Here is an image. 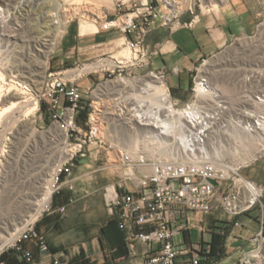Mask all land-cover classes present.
Masks as SVG:
<instances>
[{
    "label": "built area",
    "instance_id": "1",
    "mask_svg": "<svg viewBox=\"0 0 264 264\" xmlns=\"http://www.w3.org/2000/svg\"><path fill=\"white\" fill-rule=\"evenodd\" d=\"M183 1L112 0L114 14L92 6L76 13L79 23L84 18L94 22L99 31L121 32L123 37L118 53L124 54L115 56L118 54L115 53L64 71L50 72L44 80L38 96L39 108L44 106L50 113L52 126H57L65 134L67 149L78 146L66 160L54 167L51 200L61 191L63 184L73 189L70 177L74 160L86 157L92 146L99 147L106 151L108 163L120 169V184L107 185L104 199L109 214L118 219L120 229L126 234L128 259L137 264H219L208 256L209 246H203L202 239L195 242L191 237H185L191 228L181 225L180 221L190 218L185 214H208L218 209L236 220L257 209L259 230L251 237L252 248L242 255L239 264H264V186L244 177L239 168L228 162L211 159L207 153L213 131L225 132L233 126L249 135L263 133L264 112L257 107L264 105V89L249 99L250 105L231 119V105L222 94L212 92L209 78L203 73L208 61L204 60L195 70L192 98L184 106L174 102L166 75L154 70H148L147 74L158 79L166 91L161 97L164 109H147L146 106L132 104L127 93L105 96L118 118L132 115L142 126L151 123L156 129L160 126V130L175 131L176 136L172 140L175 150L170 160L149 158L145 151L134 156L110 141L106 135V115L100 112L93 117L97 113L94 106L93 112L89 113L85 133H79L82 130L77 117L85 107L84 95L77 81L98 73L106 75L107 81H124L143 70L149 64V55L143 47L147 33L158 23L171 30L181 26ZM223 1L208 0L205 5V0H189L187 11L196 18L198 10L203 7L211 9ZM73 5L68 1L65 7L54 12L55 24L58 16H62L65 22L64 34L74 19L69 15ZM89 65L93 68L80 74V70ZM71 70L72 74H67ZM147 110H150L148 116L145 114ZM64 176L66 181L62 180ZM51 200L34 222L6 236L8 241L0 244V260L2 254L11 249L31 262L33 253L24 247L30 242L41 250H48L46 238L36 231L35 223L44 212L53 210ZM73 200L70 197L69 203ZM66 208V204L61 205L58 211L64 212ZM234 223L238 225L237 221ZM178 235L182 236L180 243L174 241Z\"/></svg>",
    "mask_w": 264,
    "mask_h": 264
},
{
    "label": "rangeland",
    "instance_id": "2",
    "mask_svg": "<svg viewBox=\"0 0 264 264\" xmlns=\"http://www.w3.org/2000/svg\"><path fill=\"white\" fill-rule=\"evenodd\" d=\"M70 2H73L74 5L70 8L69 15L74 19L71 21L69 33L64 39L65 48H69L72 43L76 42V24L79 23V17H75L77 12L84 10V7L91 6L101 10L107 9L106 7L108 6L113 8L112 0H70ZM183 2L188 4L189 0H184ZM66 3L67 1L65 0H0L1 8L4 9L0 15L10 17L8 22L10 27H16V23L20 25L19 32L22 33L21 36L24 43L31 36L43 37L49 29L50 20L54 19L50 15L56 12L59 7H65L64 4ZM206 9L202 8V10ZM80 22L83 24L86 22L94 23L84 18ZM262 31L264 32V22L260 26L257 35L236 40L221 54L207 59L208 63L204 66V70L208 72V76L214 85L227 86L226 88L230 89L229 94L227 93L226 95L224 91L222 96L227 102L229 101L231 108L233 107L231 119L235 118L240 110L250 105L249 99L264 89V81L259 80V83L255 82V84L254 81L245 80L246 75L256 71L264 74V33ZM64 35L62 33L58 37L54 51L47 58L42 54V57L40 56L36 59V62H39L42 67L41 70L39 69L40 72L42 71L39 77L40 84L38 85L40 88L50 72L64 71L76 66L69 59H66L64 63L60 62L58 46ZM89 41H92V39H86L83 43ZM119 50L120 48L113 54L118 53ZM64 52L66 55L68 50L65 49ZM86 57L88 56L82 55L81 59ZM44 62L47 63L46 68H43ZM67 74H72V70L68 71ZM86 77L95 82L92 91L88 94L84 93L83 106L85 108L83 111H88L87 115L89 116V113L93 112V106L95 109H102V105L106 101L104 99L105 96H103L102 99L104 100L101 105L95 97L102 84L109 83L112 85L113 82L119 83V81H107V76L103 73L86 75L83 78ZM146 77H149L147 72L141 70L136 72V74L133 73L131 78L126 81H133L134 83L138 81L139 83L141 79L143 81ZM83 78L79 79L77 84ZM187 82L189 84V78ZM192 86L191 79V88ZM84 87H87V84ZM36 89L31 90L33 91L32 94H34L33 97L38 100L40 92ZM189 93L192 98L191 89ZM261 107L258 106L257 109L264 112V107ZM36 116L35 129L28 130L23 134L21 145L16 154L7 160L9 162L6 160H1L0 162V235H7L5 229L2 228L8 227L11 230L13 225L21 224V215L27 214L26 206H29L28 201L35 202L39 199V187L37 188L36 186L48 185V182L43 180L44 174L46 170L56 166L61 156L60 150L64 146L62 137L56 132L53 133L55 134L53 137L48 134L49 130L54 127L52 126L50 113L45 110L44 106H41L36 112ZM88 116L83 124H78L82 130L79 131L80 134H84L87 129ZM20 118L22 119L21 114L18 113L14 121L3 124L1 131L5 129V131H8L11 128L17 130L19 128L17 125L22 124V122H18L21 120ZM108 122L106 125L108 127L107 138L128 151V147H123L125 143L124 136L127 131L118 121L110 120ZM232 129L233 126H230L229 130L219 132L211 139L210 144H215L218 151H221V155L216 160L218 162H228L232 166L239 168L240 173L244 177L264 186V133L254 134L251 139L243 136L242 133L236 134L234 131L232 132ZM259 135L263 136L260 138ZM53 146L54 151L49 153V148ZM85 148L88 149V146ZM138 150L141 152L145 151L149 158H151L150 156L153 157L150 151L147 152L145 150V146L142 143H138ZM35 159L41 160L42 168L36 169L34 167L37 165V163L34 164ZM36 177L41 179L38 180L37 185H33ZM70 179L72 180L73 189H70L67 184H63L61 191L53 195L51 200L53 210L44 212L35 223L36 231L39 234H43L46 238L48 250H41L34 242L24 244V247L29 248L33 253V259L30 264H35L42 260H48L49 264H79L85 261L103 264L105 262L93 260L91 257L86 259L84 256L86 253L83 250L77 251V247L91 241L90 246L86 244L90 247L89 253L94 256L95 251L98 252L101 228L112 219L105 204L104 189L109 184H120V169L108 163L106 151L92 146L86 157H77L74 160L73 173ZM62 180L66 181L67 178L64 176ZM67 194L74 200L67 205L66 211L60 212L58 207L63 204V196ZM257 215L258 210L255 209L251 218L254 221H258ZM185 216L190 218L182 219L180 224L191 228L190 231L185 233V237H191L195 242L202 239L205 247L211 242L213 236L217 240L219 239L218 236L224 237L223 240L219 239L225 246L224 259L220 264H236L237 255H228L226 253L229 250L227 245L231 242L229 237L232 235V228L227 229V225L232 223V217L225 214L222 209L214 210L208 214L191 213L190 215L185 214ZM181 240V235L174 238L176 243H180ZM8 251L5 253H8ZM115 264L137 263L130 259L121 258Z\"/></svg>",
    "mask_w": 264,
    "mask_h": 264
},
{
    "label": "bare ground",
    "instance_id": "3",
    "mask_svg": "<svg viewBox=\"0 0 264 264\" xmlns=\"http://www.w3.org/2000/svg\"><path fill=\"white\" fill-rule=\"evenodd\" d=\"M65 1L68 2L70 0ZM207 1L208 0H205V5ZM2 11H4V9L1 8L0 5V13ZM53 15L54 13H52L50 17H53ZM9 18L5 15H0V162L1 160L7 161L8 159H11L13 155L16 154L19 146L21 145L23 134L28 130L35 129V124L37 122L36 112L39 110V104L36 97H33L34 94H32L33 91L31 89H36L37 87L36 90L40 92L39 90L41 88L38 85L40 84L39 77L42 72H40L42 67L41 65H39V62H36V59L40 56L42 57V54L43 56H45V58H47L49 54L54 51L58 37L65 32V22L63 21L62 16H58V18H56L58 19L57 24H55L54 19L50 20L51 24L49 26V29L47 28L48 31L43 37L31 36L30 39H26L23 43L21 36L22 33L19 32L20 25L16 23V27H10L8 25V22L10 20ZM84 26L87 31H96L98 29V26L95 23L86 22L84 23ZM121 54H124V52L118 53L115 56H119ZM207 63L208 61L205 63V65ZM46 67L47 63L44 62L43 68ZM92 68L93 65H89L84 70H80V74H83L85 71ZM203 72L204 75L209 78L208 72L205 71L204 68ZM245 80L254 81V83L256 82L258 84L259 80L264 81V74L256 71L250 75H246ZM209 82L212 88V92L221 95L222 92L225 91L226 95L227 93L229 94L230 89L228 90L226 88L227 86L222 87V85H214L211 82L210 78ZM116 93H127V95L129 94V96L131 97L130 102L132 104L143 105L146 106L147 109L156 107L159 110H162L165 108L162 104L161 97L166 94V91L162 83L154 76L146 77L143 79V81L141 79V82L139 83L138 81L134 83L133 81L124 80L119 81V83L113 82L112 85L109 83L104 85L102 84L95 97L102 105V102L104 100L102 99L103 96ZM108 104L109 103L105 101L102 105V109H97V113L93 114V117H95V115H99L100 112H104L106 115L105 118L107 119V124L110 120L120 122V124H122V127L127 131V134L124 136L125 143L123 142V147H128V152L132 153L134 156H137L140 152L138 150V143H142L144 144L145 148L153 154V158H164L167 160L172 159L175 150V144L174 142H172L173 137L176 136L175 131L167 129L160 130V126H157L158 128L156 129L151 123H146L145 126H142L132 115H128L125 118H118L115 108ZM149 112L150 110H147L145 114L148 116L150 114ZM18 113H20L22 117V119L20 118L21 120L18 121L22 122V124L17 125L19 128L17 130L11 128L8 131H5L6 129L4 131H1V127L3 126V124L5 122L8 123L14 121ZM175 125L176 124H174L173 126ZM106 128L108 127L106 126ZM233 131L236 134L242 133L243 136H247L251 139L254 137V135L246 134L245 131H242L238 128H233L232 132ZM55 132L59 133V135L63 139L64 144L63 149L60 150L61 156L58 159V164H60L61 161L67 159L71 152H74L76 149H78V146L74 147L71 150L67 149L64 142L65 134L62 133L57 126H54L51 130H49L48 134L53 137L55 135L53 133ZM217 133L219 132L213 131L211 133V139L216 136ZM259 136L261 138L263 135ZM212 145L213 144L209 143V149L207 153L211 159H215L216 161V159H218V157L221 155V151H218V148L215 146V144L213 146ZM53 151L54 146L50 147L48 150L49 153ZM35 160L36 161L34 164L37 163V165L34 167H36V169L42 168L43 166L40 163L41 160ZM53 170L54 167H51L49 170H46L44 178L40 176L43 178V180L48 182V185L36 186L37 188L39 187V199H37L35 202L28 201L29 206H26L27 214L21 215V224L15 226L13 225V228L11 230H9L8 227L2 228L5 229L7 235L13 232L21 231L26 227L28 223L34 222L40 215L41 211L45 209V207L49 204L52 194ZM35 179V182H33L35 184L33 185H37L38 180L41 178L36 177ZM36 193L38 194V192ZM7 235H0V244L4 245L8 241L5 240Z\"/></svg>",
    "mask_w": 264,
    "mask_h": 264
},
{
    "label": "crops",
    "instance_id": "4",
    "mask_svg": "<svg viewBox=\"0 0 264 264\" xmlns=\"http://www.w3.org/2000/svg\"><path fill=\"white\" fill-rule=\"evenodd\" d=\"M106 8L110 14H114L112 7ZM187 9L188 4L184 3L181 26L171 30L158 23L149 30L143 45L149 55V64L143 71L154 70L165 74L173 100L180 107L191 99V79L201 62L221 54L239 38L257 35L264 22V0H224L211 9L198 10L196 18ZM70 25L58 46L61 63L66 59L72 61L73 65L91 62L111 55L120 48L123 37L121 32L98 29L87 31L82 22L76 24V42L65 48L64 39L69 33ZM86 39L92 41L83 43ZM65 49L68 50L66 55ZM82 55L88 57L81 59ZM85 84L87 87H84ZM94 85L95 82L89 77L78 82L83 95L91 92ZM253 211L238 217L230 224L232 235L229 237L231 242L227 245L229 250L226 253L237 255L236 264L252 248L250 239L259 230V222L251 218ZM90 243L88 241L77 247V251L83 250L86 253V259L91 257L93 260L107 261L108 264H115L119 260L112 259L111 249L104 239H99L98 252L94 248V256L89 253ZM35 264H49V261L42 260Z\"/></svg>",
    "mask_w": 264,
    "mask_h": 264
},
{
    "label": "trees",
    "instance_id": "5",
    "mask_svg": "<svg viewBox=\"0 0 264 264\" xmlns=\"http://www.w3.org/2000/svg\"><path fill=\"white\" fill-rule=\"evenodd\" d=\"M88 111H82L79 113L77 117V123L83 124L85 122V119L87 118ZM69 195L63 196V204L62 205H68L69 203ZM230 228V225H227V229ZM219 239L221 238L218 236ZM223 237V236H222ZM104 239L107 243V245L111 249V257L113 260L117 259H128L127 249L125 247L126 245V234L120 229L119 222L116 217H112L109 222L104 225L101 228V238ZM217 240L215 236H213V239L211 242L208 243L209 246V253L208 256L215 262L220 263L224 259L225 255V246L224 243L220 242V240ZM221 238V240H223ZM1 262L3 264H30L26 259L22 258L20 256V253L16 250H9L8 253H4L1 256ZM79 264H96V262H81ZM103 264H108L107 261H105Z\"/></svg>",
    "mask_w": 264,
    "mask_h": 264
},
{
    "label": "water",
    "instance_id": "6",
    "mask_svg": "<svg viewBox=\"0 0 264 264\" xmlns=\"http://www.w3.org/2000/svg\"><path fill=\"white\" fill-rule=\"evenodd\" d=\"M210 182H212V183H214V184H215L214 180H210Z\"/></svg>",
    "mask_w": 264,
    "mask_h": 264
}]
</instances>
